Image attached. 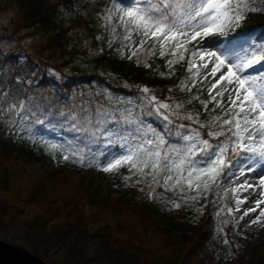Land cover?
<instances>
[{"label":"trees","instance_id":"1","mask_svg":"<svg viewBox=\"0 0 264 264\" xmlns=\"http://www.w3.org/2000/svg\"><path fill=\"white\" fill-rule=\"evenodd\" d=\"M112 3L113 0H0V15L7 10L13 26L11 32L0 26V70H3L0 87L5 90L0 98L6 102L4 108H0L3 239L29 247L49 264H102L103 257L114 264H186L199 252H202L199 260L203 261L208 256L205 248L216 238H224L231 245L235 239L247 242L248 234L239 231L238 222L227 211L231 196L220 185L222 177L199 201L186 204L179 191L165 192L162 187H156L150 199L151 188L147 181L137 184L136 176L127 182L124 180L129 175L126 167L119 169L116 185H108L105 193L92 202L102 209L111 205L128 211L135 216L136 223L90 228L91 223L100 222V217L85 213L79 193L82 188L98 193V184L91 179L86 182L82 175L78 178L71 175L79 174L82 169L93 173L96 167L64 160L61 152L50 150L48 146L71 141L76 136L88 139L84 133L69 131L75 123L69 117L80 118L84 108L93 110L94 115V109L103 106L119 119L117 110L126 109V101L133 99L136 103L132 108L133 117L159 131V125L164 122L148 115L152 106L140 91L145 87L150 90L149 95L162 102H166L173 90L177 101L199 111L198 120L205 125H209L213 116H225L230 107V104L225 108L216 107V102L211 100L208 89L215 81L210 73L195 77L193 85L192 74L187 70V56L185 61L169 68L166 61L170 56L161 58L158 52L151 57L141 55L140 60H147L150 65L145 67L135 58L120 54V40L109 47L111 39L106 38L101 18ZM247 16L264 24V12H249ZM22 31L38 35L40 45L30 50L21 45L18 34ZM257 40L262 43L259 37ZM88 48L90 53H86ZM79 57L108 70L106 75L93 70L75 71L78 66L74 61ZM48 66L54 67L59 75L48 78ZM181 81L186 82L183 89ZM218 87L213 89L212 95ZM108 92L116 96L114 102L106 101ZM216 99L221 101L219 97ZM21 101L25 107L20 116L7 111L9 105H19ZM202 102L207 103V109ZM24 116L27 119H23ZM180 117L184 116L170 115L174 124L199 127ZM37 118L43 123H37ZM45 132L60 135L59 142L55 138L41 137ZM50 160L55 161L57 167L45 170L43 179L55 184L60 194L48 192L43 179L24 178L27 165ZM67 170L69 175H66ZM173 202L181 206L173 207ZM8 229L16 230L9 239L6 238ZM139 231L151 235L152 241L141 238ZM17 232L24 233V238ZM236 252L241 255L239 250ZM249 259L250 264H264V254L256 251L249 253Z\"/></svg>","mask_w":264,"mask_h":264},{"label":"snow or ice","instance_id":"2","mask_svg":"<svg viewBox=\"0 0 264 264\" xmlns=\"http://www.w3.org/2000/svg\"><path fill=\"white\" fill-rule=\"evenodd\" d=\"M249 12H264V0H113L112 7L101 18L112 35L109 47L120 40V54L123 56L126 49L130 53L128 59L135 58L145 67L150 65L147 60H140L141 55L151 57L158 52L161 58L170 56L166 61L169 68L185 61L187 56V70L192 74L193 85L200 69H207L211 63L210 75H220L208 91L219 108L224 105L216 98L227 94L230 103L225 113L227 118L213 116L209 125H205L189 114L180 118L199 124L198 128L174 124L170 118L172 106L149 95L150 90L145 87L140 91L152 106L148 115L164 122L159 125V131L134 118L131 107L117 110L119 119L103 106L95 108L94 115L93 110L84 108L80 118L69 117L75 121L69 131L84 133L88 139L76 136L71 141L48 145L50 150L61 152L64 160L78 161L106 173L126 167L129 175L124 180L127 182L136 176L137 184L147 181L150 199L156 187H162L165 192L179 191L186 204L199 201L223 176L239 179L257 169L264 171V44L244 48L252 29L237 32ZM260 27L264 32V26ZM118 30L123 33L122 37ZM213 37L231 39L228 47L212 51L209 49L221 43ZM206 38L209 39L205 43ZM237 48L241 50L239 53L225 54L236 52ZM217 86L219 89L212 95ZM180 87H186V82L181 81ZM127 103L131 105L132 101ZM24 107L21 101L19 105H9L7 111L20 116ZM204 107L207 109V103ZM36 122L43 123L38 118ZM111 148H118L122 154L111 152ZM259 183L264 185V175L259 177ZM245 184L255 191L252 183L246 180ZM247 200L248 197L236 200L237 211ZM260 204L261 200L255 201L256 207ZM180 206L173 202V207ZM255 210L254 207L245 211L240 219ZM227 211L233 214L231 208ZM261 217L264 210L251 223H259Z\"/></svg>","mask_w":264,"mask_h":264},{"label":"rangeland","instance_id":"3","mask_svg":"<svg viewBox=\"0 0 264 264\" xmlns=\"http://www.w3.org/2000/svg\"><path fill=\"white\" fill-rule=\"evenodd\" d=\"M112 7V5H111ZM110 7V8H111ZM0 26L7 29L8 31H12V24H11V14L6 11H4L0 15ZM264 26L262 23H258L253 16H247V18L242 22L240 28L237 29V32L245 31L248 29H252V31L248 34L246 37L248 40L247 44H244V48H248L249 45H259L258 43V37L262 40L261 44H264V32H262L261 27ZM118 34L122 37L123 33L118 31ZM105 35L106 38L112 39V35L110 34V31H107L105 29ZM20 38L21 45H24L29 50L31 47H38L41 43L38 35L28 34L26 31H22L18 34ZM209 38H206L205 43L207 42ZM212 39H218L221 41L220 44L216 45L214 48H210L209 50L216 51L217 49L223 50L224 48L228 47V41L231 39V37H213ZM122 47V45H121ZM89 49V48H88ZM86 51V53H90L91 49ZM241 50L239 48L236 49V52H226V55L232 56L237 53H239ZM124 54L129 55L130 53L125 49ZM76 65L78 66L77 70H93L95 72L101 73L103 75H106V69H103L102 67H95L94 65H91L89 63V60L83 59V57L77 58V60L74 61ZM226 70V69H225ZM72 71V70H71ZM211 72V63H209V67L207 69L201 68L200 69V75H206ZM251 72V70H249ZM3 70H0V79L2 78ZM46 75L48 78L50 77H57L59 73L54 67L48 66ZM220 73H217L216 77H212L213 82L218 78ZM223 83V82H222ZM125 86H129L126 82L123 83ZM219 89V87H218ZM5 92V90H2L0 87V94L2 95ZM115 95L111 94L110 92L106 93L105 99L108 102H114L115 101ZM221 99V103L224 105L223 108L227 107L229 103L228 96L225 94L223 97H219ZM128 101H132V104L129 105L126 101V107L133 108L135 106V101L133 99H129ZM6 102L3 103L2 98H0V108H4ZM166 103L172 106L173 113L172 115L177 116H187L189 114L193 115L194 117H199V111L197 109L192 108L188 103H182L176 100L174 91L171 90L169 93V96L167 97ZM179 104L182 105L181 108H176L175 106ZM215 106V104L212 105V107ZM41 137L43 138H55L58 142L60 140V135H55L53 133L45 132ZM111 152L116 153L117 155L122 154L120 153L118 148H111ZM102 162V161H101ZM104 162V161H103ZM102 162V163H103ZM55 167H57V163L55 161H46V162H37L30 165H27L25 167V174L24 178L25 180H33L35 178L43 179L44 171L45 170H52ZM66 175L68 174V170L66 171ZM78 175H82L86 182L88 180H92L93 183L98 184V193H93L91 190L85 191L82 190L79 193V197L82 199V203L84 204V211L85 213L90 216L93 214H96L100 217V222L98 224L91 223L90 228L94 229L97 225H103V224H109L111 226H115L117 223H123V224H132L134 225L136 223L135 216L124 210H119L111 205H107L105 208H100L98 206H95L92 202L93 200L97 199L98 197H101L105 191L108 189V185H116L115 180L120 177V172H103L99 170L97 167L94 169L93 173H90L86 171L85 169L80 170L79 174L76 173L71 177L78 178ZM261 175H264V171H261V169H257L256 172L250 173L248 176L240 177L239 179H236L234 177H230V181H225L224 178L229 176H224L220 180V185L224 187L228 193L231 196V203L230 208L233 211V218L234 221L238 222L239 224V231L247 233L248 237L247 242L251 241V244H247V242L241 243L239 240L235 239L234 245H231L229 243H225L224 238H216V240L211 241L208 243V247L205 248V251L207 252V255L203 261H200V255L202 252H199L198 254L193 255L190 259L186 261V264H240L242 261L243 264H250L249 259V253L251 251H256L257 254H264V217L260 218L259 223L252 224L251 222L256 220V218L260 215V211L264 210V195H261V193H264V185H261L259 183V177ZM44 183L46 185V188L48 192L51 194H60L61 190L59 191L55 184L49 182L47 179H43ZM248 181L249 183H252L255 187V191H253V188H249L247 184H245V181ZM243 185V187H240ZM236 189V191H233ZM247 189V190H245ZM245 197H248L247 203L241 204L239 206V211H237V205L236 200H244ZM261 200V204L259 207H256L255 201ZM256 208L255 211H249V214L247 216H244V218L241 220L240 217L243 216V213L245 211H248L249 209ZM16 232L14 229H8L6 238H10L11 235H13ZM17 234L20 237L24 238V233L17 232ZM139 234L141 238L146 239L147 241H152L151 235H145L144 233L139 231ZM3 236H5V233H3L0 229V239H3ZM234 239V238H233ZM6 241L9 242V240L6 239ZM11 243V242H10ZM249 245V246H248ZM27 250H29V247H24ZM237 250L240 251L241 255L237 254ZM30 251V250H29ZM95 254V253H94ZM102 264H114L111 260L103 257Z\"/></svg>","mask_w":264,"mask_h":264},{"label":"water","instance_id":"4","mask_svg":"<svg viewBox=\"0 0 264 264\" xmlns=\"http://www.w3.org/2000/svg\"><path fill=\"white\" fill-rule=\"evenodd\" d=\"M0 264H49L23 246L0 239Z\"/></svg>","mask_w":264,"mask_h":264}]
</instances>
